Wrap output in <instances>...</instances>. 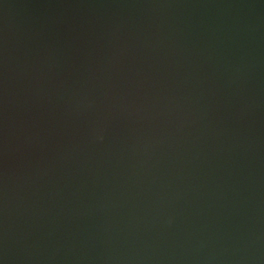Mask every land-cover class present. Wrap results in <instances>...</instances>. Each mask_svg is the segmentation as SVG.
I'll use <instances>...</instances> for the list:
<instances>
[{"label": "water", "instance_id": "1", "mask_svg": "<svg viewBox=\"0 0 264 264\" xmlns=\"http://www.w3.org/2000/svg\"><path fill=\"white\" fill-rule=\"evenodd\" d=\"M0 264H264V0H0Z\"/></svg>", "mask_w": 264, "mask_h": 264}]
</instances>
